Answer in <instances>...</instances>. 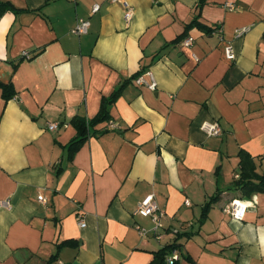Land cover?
<instances>
[{"label": "crops", "instance_id": "obj_1", "mask_svg": "<svg viewBox=\"0 0 264 264\" xmlns=\"http://www.w3.org/2000/svg\"><path fill=\"white\" fill-rule=\"evenodd\" d=\"M1 1L18 10L0 16V83L15 92L0 87V264H150L172 244L178 264H264V193L241 199L243 220L225 212L242 151L264 175V0H126L129 24L110 0ZM146 72L156 90L136 83ZM103 106L77 145L74 121ZM149 194L161 239L138 231L153 226L137 213Z\"/></svg>", "mask_w": 264, "mask_h": 264}, {"label": "built area", "instance_id": "obj_2", "mask_svg": "<svg viewBox=\"0 0 264 264\" xmlns=\"http://www.w3.org/2000/svg\"><path fill=\"white\" fill-rule=\"evenodd\" d=\"M111 3H119L124 8V18L126 22L129 24L134 16V9L133 7L126 1V0H110ZM226 7L229 10H236L237 7L234 4H227ZM100 10V5L96 4L92 9V14H96ZM91 22L89 19H79L76 26L71 30L72 34L76 36H82L86 35L90 30ZM248 31V28H241L237 31L238 36H242L245 32ZM221 30L218 31V34H221ZM194 43V37L189 36L183 41H181V46L183 47H191ZM226 58L230 61H234L236 59L234 50L232 46H227L225 49ZM24 56L26 58H30V55L28 53H24ZM148 76L150 78V81H147L145 77ZM136 83L138 85H144L148 87L151 90H156L157 88V82L154 79V76L151 72H146L138 78H136ZM63 127H67L64 123H50L48 124V129L50 131H56ZM114 122L110 121V128H115ZM204 131L209 136H220L223 133V129L221 125L216 122H209L204 125ZM238 178V177H237ZM39 201H41L43 204H47V200L44 198V196L40 195L38 197ZM186 205L190 206L191 203L189 200L186 201ZM248 210V204L242 200H233L230 202L227 207L225 208V212L236 220H243L245 218V215ZM137 213L144 217V218H150L153 222V226L151 229H146L142 227H138L139 234L142 238H145L148 236L149 233H152L155 238L161 239L163 237L162 230L164 229V223L167 218L165 211L159 206L155 194H149L146 196L139 205V208L137 210ZM77 219L79 221V225L81 228L86 227V222L84 218V214L80 212L77 216ZM181 260V252L179 248L174 249L168 256H167V264H178ZM63 264V263H61Z\"/></svg>", "mask_w": 264, "mask_h": 264}, {"label": "trees", "instance_id": "obj_3", "mask_svg": "<svg viewBox=\"0 0 264 264\" xmlns=\"http://www.w3.org/2000/svg\"><path fill=\"white\" fill-rule=\"evenodd\" d=\"M17 8L14 7L11 3L9 2H3L0 0V16L5 13L7 10H16ZM18 10V9H17ZM195 23L199 24L198 21H194ZM192 25V24H191ZM0 87L4 90V96L6 99H11L15 96V92L13 90V87L11 84L5 85L0 83ZM117 97V94L115 93V96L113 97L112 101ZM102 112L100 116L96 119V121H88V120H83V121H74L75 123H78L77 126L80 127L79 131V137L76 140V144H80L86 136L89 134V129L94 126V124L97 122H101L104 120H109V115L107 113L106 107L103 106ZM74 143V144H75ZM240 157L242 160V169L243 173L240 174L239 180L236 182V190L240 191L241 193V199L244 197L249 196L251 193L254 192H260L264 193V175H258L254 171H252L251 174H248L245 169V163L247 162V153L242 151L240 153ZM208 208V207H206ZM176 248H179L178 245L172 244L164 247L163 249H160L158 252L154 254V259L150 264H167V256Z\"/></svg>", "mask_w": 264, "mask_h": 264}]
</instances>
